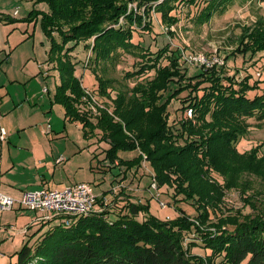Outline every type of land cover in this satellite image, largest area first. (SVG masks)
<instances>
[{"label":"trees","instance_id":"16d2710c","mask_svg":"<svg viewBox=\"0 0 264 264\" xmlns=\"http://www.w3.org/2000/svg\"><path fill=\"white\" fill-rule=\"evenodd\" d=\"M33 1L48 6V10L33 7L31 13L40 16L42 31L49 41V62L57 61L68 43L77 46L90 41L85 47L92 49L96 62L117 58L121 51L140 58L137 69L128 71L125 78L151 73L131 87L116 89V77H99L97 89L111 98L114 110L110 113L102 108L94 122L80 108L84 91L75 73L76 65L71 58H58L60 78L53 100L62 105L67 121L81 125L86 139L96 137L109 144L108 158H119L121 151H139L125 163L139 164L145 155L159 185L174 187L176 180L175 197L185 198L201 194L192 182L197 173L202 174L203 180L199 181L206 191L201 198L209 197L211 184L205 173L211 168L219 171L220 158L228 159L230 166L247 158L249 169L257 167L258 172L262 171L264 156L258 149L248 155L253 162L237 148V142L251 127L247 118L264 121V86L251 74L237 80L221 74V68L214 64L186 76L177 55L165 54L164 62L161 49L152 52L133 42L132 27L114 26L121 17H131L124 3L116 4L118 0ZM175 1L164 0L159 5L163 21L166 15L171 16L179 0ZM249 2L253 0H195L191 4L198 5L197 21L205 22L235 3ZM254 33L264 37L262 22L255 24ZM183 92L187 103L182 107L184 117L171 123L168 105ZM189 110L192 118H188ZM96 129L101 130L100 137ZM103 199L104 196L97 200L102 210L76 216L70 224L53 225L35 245L23 243L17 251L18 261L10 264H264L263 212L214 226L208 222L211 217L202 211L206 203L196 206L195 220L178 216L168 221L149 213V204L131 201L118 206L117 211L101 204ZM142 212L147 214L141 219ZM196 248L204 249V255Z\"/></svg>","mask_w":264,"mask_h":264},{"label":"rangeland","instance_id":"374dc122","mask_svg":"<svg viewBox=\"0 0 264 264\" xmlns=\"http://www.w3.org/2000/svg\"><path fill=\"white\" fill-rule=\"evenodd\" d=\"M163 1L118 0L116 4L124 3L123 8H127V14L131 17H121L114 26L132 27L134 29L133 42L140 43L142 47L152 52L161 49L162 54L164 53V62H166L165 54L177 55L181 61V72L187 73L186 76L212 67H204L200 63L190 62L187 59L189 54H200L208 60L214 57L224 60L223 64H215L216 67L221 68L219 69L221 74L235 76L237 80L251 74L252 79L260 81L259 84L264 86V37L263 35L256 36L254 33L257 22L264 24V1L253 0L252 3L244 5L235 3L226 12L215 15L205 22L197 21L199 18L196 15L198 5L191 4L195 0H176L171 16L166 15L163 21L158 8ZM18 6L20 11L14 15V9ZM33 7L48 10L46 4H34L33 0H0V17H8V19L0 20L2 32L0 39H4L3 42L8 43L13 50L9 56L11 57L9 63L3 59L6 57L5 51H0V71L8 69L17 74L33 72L31 66L38 65L43 74L33 75L26 83L33 98L39 100V107L35 105L38 109L42 110L45 105L47 107L44 110H50L47 104L50 105L51 97H54L53 94L60 78L59 59L67 61L71 58L76 65L75 73L81 80L84 91L80 108L83 114L94 122L101 116L102 108L110 113L114 110L111 98L100 94L97 89L99 77H116L117 81L114 85L116 89L126 85L131 87L136 81L143 80L151 74L125 78L128 71L137 69V60L140 58L130 52L121 51L117 58L96 62L92 49L88 48V45L85 47L90 41L79 42L77 46H73L74 42L68 43L65 50H62L57 57V61L49 62L47 60L49 41L42 31L40 16L31 13ZM45 72H48V75ZM37 78L44 80L39 84L35 81ZM41 88L43 92H48L50 89V95L44 94L45 99L38 94ZM44 88L47 90L44 91ZM111 94L114 96L115 91ZM179 96L180 98L174 99L168 105L171 123H175L185 114L182 109L187 105L183 101L185 93ZM188 112V118H192L193 115H189ZM48 118H51V123L48 122ZM43 120L45 131L41 124L33 128L32 133L36 131L38 135L36 140L33 137V142L25 137L29 134L28 128L20 127L11 138L5 132L6 139L0 146V157L2 173L8 171L9 180L2 178L3 193L16 187L17 189L10 192L15 194L12 195L13 197L20 198L21 190L64 189L74 182L83 180L91 183L95 194H99L98 197L104 196L101 204H107V208L111 210L115 207L118 211L120 208L118 206H124L131 201L142 202L149 204V213L168 221L178 216L195 220L193 217L197 214L196 206L205 203L208 207L204 206L202 211L211 217L208 222H212L214 226L218 222L221 224L233 219H245L248 215L264 213V168L261 172L257 171V167L255 170L249 169L246 165L247 158L239 160L240 163L232 166L226 161L228 159L220 158L217 160L219 171L213 168L206 171L205 177L212 186L209 188L210 195L207 199L201 198L206 191L202 182V174L198 175V173L192 182L201 194H195L194 197L189 198L180 195L175 197L174 187L178 186L176 180H173L176 184L174 187L160 186L150 162L143 154L139 164L133 165L132 162L131 166L130 163H125L124 160L133 159L139 151H121L119 158H108L106 149L109 144L106 141L99 142L96 137L86 140L81 127L74 122L64 121L62 105L54 104L53 110L47 113ZM247 121L250 122L251 127L237 142V148L245 153L246 157H249L248 155L252 152H257V149L260 156H264V121L258 122L256 117L247 118ZM3 124L5 125V120H2ZM49 125H53L55 129L52 135L46 133L47 129L50 132ZM56 130L59 131L57 135H61L57 136ZM96 130L100 137L101 130ZM88 140H90L92 151L88 149ZM52 150L64 158L69 157V160L58 165L48 164L44 155L48 156ZM33 152L36 155L30 159ZM92 152L95 154L94 158ZM39 159L42 160L41 163ZM249 159L255 162L252 157ZM262 164L264 166V163ZM200 175L201 178H199ZM176 176L178 175L173 177L177 178ZM199 179L202 180L199 181ZM213 207H215L214 211ZM145 214L142 212L139 218H145ZM37 216V211L24 208L0 211V253L2 254L0 264L16 263L18 261L17 251L23 243L30 241L35 245L53 225L65 224L62 218H57L52 222L37 221L34 223ZM195 224L198 225V221ZM25 228L29 231L21 233L25 236L24 242L18 237H15L16 239L13 237ZM195 251L202 255L205 252L200 248H196Z\"/></svg>","mask_w":264,"mask_h":264},{"label":"crops","instance_id":"0c3cea01","mask_svg":"<svg viewBox=\"0 0 264 264\" xmlns=\"http://www.w3.org/2000/svg\"><path fill=\"white\" fill-rule=\"evenodd\" d=\"M0 35L2 37L1 30H0ZM3 40H2V38L0 39V41H2V42H0V51H5L6 57H4L3 59L5 60L6 63H9L10 58H11L9 56L13 53V50L10 48V45L8 43H6L5 41L3 42ZM48 48H49V46H48ZM31 67L33 69V72L30 71V72H24V73H20V74H17L16 72L8 70V69H6L4 71H0V127L4 128L6 134L10 135L9 138H11L12 135L14 136V133L17 130L19 131L20 127L28 128L29 134H27V136H25V137L29 138L30 141L33 142V137L36 140L38 135H37L36 131H33V133H32V129L35 128V127H38L39 124H41V126L43 127V131H45V127H44L45 126L44 125L45 122H44L43 119L45 118L47 113H49V112H51V110H53L54 104H58V103H55L54 100H53L54 97H51L50 105H49V103L47 104L48 107L50 108V110L45 111L44 108L47 107L45 105H43L44 108H42V110L38 109L35 106L37 104V106L39 107V105H38V104H40L38 102L39 100L33 98V94H31L29 92L28 84H26V83L28 81H30V79L33 77V75L37 76L38 74H43V73L40 72L38 65L31 66ZM45 74L48 75V72H45ZM43 80H44L43 78L35 79V81H38L39 84L42 83ZM41 89L42 90H40V93H38L40 97L42 96V98L45 99V97H44L45 93H48L50 95V89H48V92H43V88H41ZM54 94H55V92H54ZM54 94H53V96H54ZM50 119L51 118H48V122L51 123ZM2 120L3 121L5 120V125L4 124L2 125ZM64 121H67L66 118H65V112H64ZM74 123H76L79 127H81V125L78 124L77 122H74ZM81 129H82V127H81ZM49 130H50V132H48V129H47L46 133L49 134V135L50 134L52 135V131L55 130L53 125H49ZM58 132L59 131L56 132V135H57ZM58 135H61V134H58ZM88 141H89V143L87 144V146H88V149L91 150V148H90L91 147L90 140H88ZM4 142H5V140L2 141V142L0 141V146H2V144ZM92 154H93V152H92ZM35 155H36V153L33 152L32 155L30 156V159H32V157H34ZM94 155L95 154H93V156H92L93 158H94ZM44 157H46V160H47L46 162L48 164H50V163L53 164L54 163L55 165L61 164V163L65 162L66 160L67 161L69 160V157L68 158H64L63 156L58 155V153L54 152L53 150L51 151V153L48 154V156L44 155ZM60 157H63V160H60ZM1 161L2 160H1V157H0V190L2 191L1 186L4 183L2 181V178L6 179L7 177H9V175H8L9 172L6 171L5 173H2L3 170H2V167H1ZM39 162L41 163L42 160L39 159ZM2 176H5V177H2ZM7 180H9V178H7ZM77 182H87V181H83L82 180V181H77ZM77 182H74L71 185H73V184H75ZM71 185H68V186H71ZM14 189H17V188L16 187L10 188L9 192H7L6 194L14 196L15 194H13V192H10V191H13ZM20 192L22 194L24 191L21 190ZM19 195L20 194H18V196ZM14 208L16 209V208H21V207L16 205ZM13 210H11V211H13ZM38 215H39V213H38ZM36 220H37V217H36V219L33 222L37 223ZM27 231H29V230L27 229ZM21 233H22V231H19L13 237L14 238L18 237L20 241L24 242L25 241L24 240L25 236H22Z\"/></svg>","mask_w":264,"mask_h":264},{"label":"built area","instance_id":"2783aa9c","mask_svg":"<svg viewBox=\"0 0 264 264\" xmlns=\"http://www.w3.org/2000/svg\"><path fill=\"white\" fill-rule=\"evenodd\" d=\"M19 6L14 9V15L19 13ZM190 62L200 63L210 67L214 64H223L224 60L213 58L208 60L200 54H189ZM47 88H44L46 91ZM189 115L192 111L189 110ZM5 129L0 130V141L5 140ZM63 160V157H60ZM98 195L95 194L91 183L78 182L64 189L44 188L36 191H24L20 198L3 193L0 190V211H11L16 205L21 208L37 211L36 221L48 222L62 218L65 224H70L74 217L85 215L95 210H102L97 206ZM27 228L22 232H26ZM2 254L0 253V257Z\"/></svg>","mask_w":264,"mask_h":264}]
</instances>
